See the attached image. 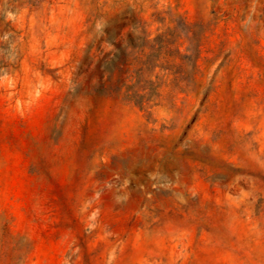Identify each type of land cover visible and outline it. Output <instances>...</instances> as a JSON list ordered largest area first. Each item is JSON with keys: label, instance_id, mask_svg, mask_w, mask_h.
I'll return each instance as SVG.
<instances>
[{"label": "rangeland", "instance_id": "374dc122", "mask_svg": "<svg viewBox=\"0 0 264 264\" xmlns=\"http://www.w3.org/2000/svg\"><path fill=\"white\" fill-rule=\"evenodd\" d=\"M0 264H264V0H0Z\"/></svg>", "mask_w": 264, "mask_h": 264}, {"label": "trees", "instance_id": "16d2710c", "mask_svg": "<svg viewBox=\"0 0 264 264\" xmlns=\"http://www.w3.org/2000/svg\"><path fill=\"white\" fill-rule=\"evenodd\" d=\"M122 78H118L115 82H114V88H111V91H114L116 93H119L120 89H121V85H122ZM127 91V90H126ZM126 98L131 97L129 94H125Z\"/></svg>", "mask_w": 264, "mask_h": 264}]
</instances>
